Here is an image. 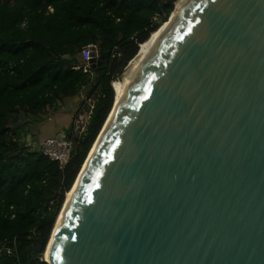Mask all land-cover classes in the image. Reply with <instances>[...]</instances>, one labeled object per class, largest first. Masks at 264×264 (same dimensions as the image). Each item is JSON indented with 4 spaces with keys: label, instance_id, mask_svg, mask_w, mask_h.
<instances>
[{
    "label": "water",
    "instance_id": "obj_1",
    "mask_svg": "<svg viewBox=\"0 0 264 264\" xmlns=\"http://www.w3.org/2000/svg\"><path fill=\"white\" fill-rule=\"evenodd\" d=\"M50 240L34 243L47 264H264V0L188 4L104 131L46 262Z\"/></svg>",
    "mask_w": 264,
    "mask_h": 264
},
{
    "label": "trees",
    "instance_id": "obj_2",
    "mask_svg": "<svg viewBox=\"0 0 264 264\" xmlns=\"http://www.w3.org/2000/svg\"><path fill=\"white\" fill-rule=\"evenodd\" d=\"M173 11L170 0H0V264H47L35 240H50L113 109L117 71ZM89 45L104 59L85 73L76 68ZM85 89L95 100L88 133L61 170L20 133L30 117ZM22 114L28 120L12 128Z\"/></svg>",
    "mask_w": 264,
    "mask_h": 264
},
{
    "label": "bare ground",
    "instance_id": "obj_3",
    "mask_svg": "<svg viewBox=\"0 0 264 264\" xmlns=\"http://www.w3.org/2000/svg\"><path fill=\"white\" fill-rule=\"evenodd\" d=\"M191 1L192 0H175L174 1L175 9H174L173 13L171 14L170 19L166 23L161 25V27L150 36L148 41H146L144 44H141V46L139 47V51H138L137 55L130 61L129 66L124 71V74L113 81L112 88H113L114 93H115V100H114V105H113L114 108H113L112 114L110 115L108 122L105 125V128L103 129L101 136L99 137L98 141L96 142V144L92 147L91 151L89 152L87 160H86L85 164H83V167L81 170V175H80L79 179L77 180L75 187L72 189V191L68 192L66 195L65 204H64L62 212L59 215L57 224L54 228L53 236L49 242L47 249L45 250V252L43 254V259L46 262L50 261L51 250H52L55 234L59 228V225L61 224V222L64 218V215H65L66 210L69 206V203L73 197V194H74L85 170L87 169L88 164L90 163L91 159L93 158V156H94V154H95V152L99 146V143H100V140L103 136L104 131H106V129L108 128L110 122L113 119L115 112L118 110V108L120 107V105L122 104L124 99L126 98L128 92L132 88V85L134 84V82L137 81V78L140 76L141 72H143L144 68L149 63L150 59L154 55L155 51L157 50V48L159 47V45L161 44L163 39L169 33L173 24L179 19L180 15L185 10V8L188 6V4H190Z\"/></svg>",
    "mask_w": 264,
    "mask_h": 264
},
{
    "label": "built area",
    "instance_id": "obj_4",
    "mask_svg": "<svg viewBox=\"0 0 264 264\" xmlns=\"http://www.w3.org/2000/svg\"><path fill=\"white\" fill-rule=\"evenodd\" d=\"M93 51L97 53V57L94 61L98 64L100 60L99 50L97 47L89 45L82 50L80 54L81 63L76 69H82L85 73L92 71V68L96 66L95 63L92 62ZM94 105L95 100L93 98L84 97L79 110L72 118L69 134L67 132H62L60 135L48 138L39 144L38 150L41 155L57 163L61 170H63L71 160L75 151L76 141L87 135Z\"/></svg>",
    "mask_w": 264,
    "mask_h": 264
},
{
    "label": "rangeland",
    "instance_id": "obj_5",
    "mask_svg": "<svg viewBox=\"0 0 264 264\" xmlns=\"http://www.w3.org/2000/svg\"><path fill=\"white\" fill-rule=\"evenodd\" d=\"M86 92L85 89L80 95L63 99L55 108L48 109L44 115L30 117L29 124L24 126L20 133V141L38 149L42 141L56 137L62 132L66 133L71 127L73 116L79 110L83 98L86 97Z\"/></svg>",
    "mask_w": 264,
    "mask_h": 264
}]
</instances>
